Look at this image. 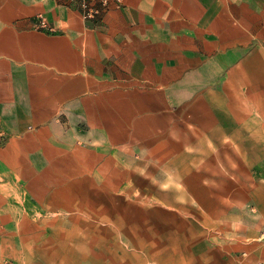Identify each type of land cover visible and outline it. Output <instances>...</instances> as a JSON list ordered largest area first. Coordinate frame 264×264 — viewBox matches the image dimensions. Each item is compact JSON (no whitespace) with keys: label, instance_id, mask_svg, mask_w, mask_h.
Masks as SVG:
<instances>
[{"label":"crops","instance_id":"crops-1","mask_svg":"<svg viewBox=\"0 0 264 264\" xmlns=\"http://www.w3.org/2000/svg\"><path fill=\"white\" fill-rule=\"evenodd\" d=\"M228 86L264 91V0H110L94 19L0 0V263L29 217L140 168Z\"/></svg>","mask_w":264,"mask_h":264},{"label":"rangeland","instance_id":"rangeland-1","mask_svg":"<svg viewBox=\"0 0 264 264\" xmlns=\"http://www.w3.org/2000/svg\"><path fill=\"white\" fill-rule=\"evenodd\" d=\"M244 90L220 88L210 119L140 168L29 217L20 257L0 264H264V91Z\"/></svg>","mask_w":264,"mask_h":264},{"label":"built area","instance_id":"built-area-1","mask_svg":"<svg viewBox=\"0 0 264 264\" xmlns=\"http://www.w3.org/2000/svg\"><path fill=\"white\" fill-rule=\"evenodd\" d=\"M78 1L81 7V16L83 19H94L104 7H107L110 0H69ZM39 27L49 28L46 21L41 17ZM53 30L52 28H49Z\"/></svg>","mask_w":264,"mask_h":264},{"label":"bare ground","instance_id":"bare-ground-1","mask_svg":"<svg viewBox=\"0 0 264 264\" xmlns=\"http://www.w3.org/2000/svg\"><path fill=\"white\" fill-rule=\"evenodd\" d=\"M79 206V205H78ZM85 208V207H84ZM88 208H90V207H88ZM75 210H77V209H75ZM89 211V210H88ZM74 212V211H73ZM81 212V211H80ZM76 213V212H75ZM74 215V214H73ZM75 217V216H74ZM71 219V218H70ZM29 242V241H28ZM26 244V243H25ZM43 244V243H42ZM24 247V246H23ZM30 249V248H29ZM28 251V250H27ZM33 251V250H32ZM16 252V251H15ZM29 252V251H28ZM78 252V251H77ZM33 255V254H32ZM22 259V258H21ZM36 259V258H35ZM32 262V261H31ZM30 262V263H31ZM23 264V263H22ZM83 264V263H82Z\"/></svg>","mask_w":264,"mask_h":264}]
</instances>
